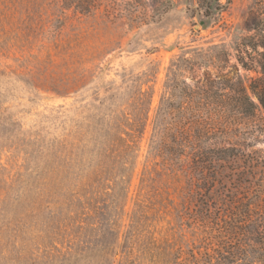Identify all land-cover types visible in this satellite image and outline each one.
Wrapping results in <instances>:
<instances>
[{
  "label": "rangeland",
  "instance_id": "rangeland-1",
  "mask_svg": "<svg viewBox=\"0 0 264 264\" xmlns=\"http://www.w3.org/2000/svg\"><path fill=\"white\" fill-rule=\"evenodd\" d=\"M186 1L96 0L82 13L62 0H0V264H160L162 252L204 249L184 180L151 148L153 121L170 67L195 48L218 45L229 61L224 71L186 74L189 82L225 72L258 102L251 85L261 74L236 64V45L262 6L232 0L205 17ZM257 113L238 116L227 138L256 164L264 158ZM232 173L212 201L195 200L214 207L208 223L243 192Z\"/></svg>",
  "mask_w": 264,
  "mask_h": 264
},
{
  "label": "trees",
  "instance_id": "trees-1",
  "mask_svg": "<svg viewBox=\"0 0 264 264\" xmlns=\"http://www.w3.org/2000/svg\"><path fill=\"white\" fill-rule=\"evenodd\" d=\"M62 1L77 11L90 13L96 0ZM231 1L187 0L186 3L194 6V12L213 17ZM260 4L262 9L256 10L247 24L253 33L236 45V64L245 69L254 68L261 74L251 85L258 102L251 98L240 77L228 79L225 72L214 79L205 75L194 82L187 80L186 74H197L203 67L213 66L219 71L227 68L228 51L218 49V45L207 51L195 48L191 55L184 53L170 67L167 82L170 92L157 109L151 148L161 157L171 178L184 180L187 189L184 206L202 230L204 249L185 252L177 248L162 252L164 259L160 264H264V158L258 164L254 159L243 160V149L228 145L227 140L228 128L235 129L241 124L234 122L238 116L251 121L259 109L264 113V0ZM171 5L168 1L167 8ZM255 131H248V135L254 136ZM119 140L125 152L129 151L127 140L122 136ZM228 168L233 172L232 178L240 182L236 189L243 192H232L231 199L225 200L228 206L223 203L224 208L216 209L218 214L223 210L228 212L208 223L214 207L208 203L200 205L195 200L206 197L212 201L213 189H228Z\"/></svg>",
  "mask_w": 264,
  "mask_h": 264
}]
</instances>
